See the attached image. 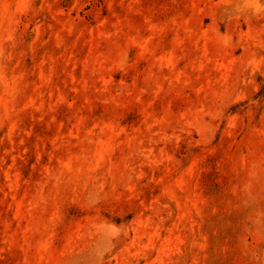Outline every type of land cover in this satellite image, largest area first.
Returning <instances> with one entry per match:
<instances>
[{
	"label": "rangeland",
	"instance_id": "374dc122",
	"mask_svg": "<svg viewBox=\"0 0 264 264\" xmlns=\"http://www.w3.org/2000/svg\"><path fill=\"white\" fill-rule=\"evenodd\" d=\"M0 264H264V0H0Z\"/></svg>",
	"mask_w": 264,
	"mask_h": 264
}]
</instances>
